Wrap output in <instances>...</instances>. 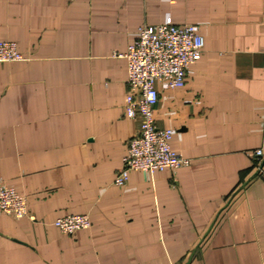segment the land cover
I'll return each mask as SVG.
<instances>
[{
    "label": "crops",
    "instance_id": "obj_1",
    "mask_svg": "<svg viewBox=\"0 0 264 264\" xmlns=\"http://www.w3.org/2000/svg\"><path fill=\"white\" fill-rule=\"evenodd\" d=\"M159 23L203 37L153 111L189 163L117 185L139 130L119 53ZM0 40L23 56L0 61V182L28 211L0 212V264H264V0H0Z\"/></svg>",
    "mask_w": 264,
    "mask_h": 264
},
{
    "label": "built area",
    "instance_id": "obj_2",
    "mask_svg": "<svg viewBox=\"0 0 264 264\" xmlns=\"http://www.w3.org/2000/svg\"><path fill=\"white\" fill-rule=\"evenodd\" d=\"M203 45V37L194 24H144L139 27L136 39L119 53L127 64L124 114L139 118V130L128 140L122 166L114 176L117 185L126 182L131 170L153 172L189 163V159L171 148L173 130L158 127L153 111L158 100L157 83L162 82L168 88L182 86L188 67L200 58ZM21 59L23 56L15 42L0 40V61ZM262 123L264 126V115ZM255 153L260 154L261 150ZM0 212L14 218L28 215L26 197L2 182ZM53 223L67 234L91 224L86 214L64 215L55 218Z\"/></svg>",
    "mask_w": 264,
    "mask_h": 264
}]
</instances>
